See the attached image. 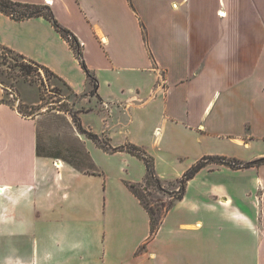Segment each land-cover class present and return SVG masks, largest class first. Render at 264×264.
Masks as SVG:
<instances>
[{"label":"crops","instance_id":"1","mask_svg":"<svg viewBox=\"0 0 264 264\" xmlns=\"http://www.w3.org/2000/svg\"><path fill=\"white\" fill-rule=\"evenodd\" d=\"M13 1L48 5L88 73L44 16L0 12V45L48 67L87 104L82 126L113 148L139 146L164 185L181 162L175 181L204 156L232 158L211 141H264V0ZM6 94L0 86V264H264L263 164L245 204L240 168L208 162L148 239L149 213L127 186L145 178L143 160L85 134L86 169L40 152L41 120Z\"/></svg>","mask_w":264,"mask_h":264},{"label":"rangeland","instance_id":"2","mask_svg":"<svg viewBox=\"0 0 264 264\" xmlns=\"http://www.w3.org/2000/svg\"><path fill=\"white\" fill-rule=\"evenodd\" d=\"M20 61L21 58L9 51L0 49V86L7 93V96L5 95L6 98L22 114L34 115L41 120V125H39L42 129L40 134V152L61 155L66 161L71 162L76 167L86 169L90 165V162L79 140L80 135H85L77 130L73 117H77L79 111L85 108L87 104H80L81 96L75 94L64 81L51 76L43 68H35L33 66L31 67L33 69L32 72L23 74L17 66V63ZM223 141H211L208 148L217 153L232 156V158H229L232 160L239 161L240 159L238 158H241V160H244L242 163L254 159V156L261 150L264 151V141L262 140L252 141L250 147H237L233 143ZM236 155L239 157H233ZM262 157L264 155L259 158ZM182 164L184 163L181 162L176 169L173 167V170H178ZM209 164L214 165L215 162ZM262 164L264 165V160L251 165L252 167L237 170L229 166V169L234 170L236 173V178L234 179H238L243 183V189L236 196V201L246 204L253 200L256 192L253 182L254 176L257 173L258 166ZM262 167L264 171V166ZM175 171H172V177L167 179L168 181L174 180L171 184L164 185L162 183L163 190L158 189L152 183L144 185V179L141 184L138 183L141 185L139 190L151 209L155 210L160 206L162 213L166 205L171 200H174L175 193L173 191L177 190L179 186L178 182L175 181L176 177L173 173ZM51 197L54 203L66 202V199H62L60 195H53ZM73 200L72 196L69 201ZM58 210H60V207H58ZM149 230L148 239H151L156 230L152 232L151 228Z\"/></svg>","mask_w":264,"mask_h":264},{"label":"trees","instance_id":"3","mask_svg":"<svg viewBox=\"0 0 264 264\" xmlns=\"http://www.w3.org/2000/svg\"><path fill=\"white\" fill-rule=\"evenodd\" d=\"M0 12H3L7 15H9L11 18L15 20H22L25 18L29 17H34V16H44L47 18L52 25L55 27V29L61 34V36L69 43L70 47L74 51L75 55L79 59L82 67L86 70L88 73V69L85 66V62L83 60L82 52H81V45L77 37L68 29L59 24L57 19H55L53 12L51 8L46 5V4H31V3H22L18 1H13V0H0ZM0 49L6 50L11 52L13 55L21 58V61L17 63V66L20 68L21 72L23 74H29L32 72L31 67H37V68H43L44 71H46L48 74L51 76H55L59 78L55 73H53L48 67L25 57L22 54H19L13 50H10L6 47H3L0 45ZM90 76V74H89ZM60 79V78H59ZM92 78V82H93ZM94 86L96 87V84L94 82ZM73 122L77 128V130L83 134H85L89 139L95 141L96 143L100 144L103 149L106 151H117V150H125L129 152L130 154L140 158L143 160L145 166H146V174L145 178L143 181L144 185H149V184H155L156 187L160 190H163V184L162 181L157 177L155 173V167H154V160L153 158L148 155L143 149H141L139 146L133 145V144H128L126 146H121V147H111L107 141H101L100 136L98 134L85 129L81 122L79 121L78 117H73ZM264 157L258 158L252 161L248 162H239L237 160H232L224 156H204L200 160H198L195 164H193L189 169H187L181 177L177 178L176 182H178L179 186L177 190H174L173 192L175 193L174 195V200L169 202V205L176 201L179 200L183 197L185 187L187 182L203 167L205 164L208 162H216V163H221L225 164L227 166H230L232 168H245L249 167L255 163H258L260 161H263ZM71 163V162H69ZM72 164V163H71ZM141 184V183H140ZM140 184H127L131 192L137 196V198L140 200L141 204L145 207V209L149 213L150 217V228L151 232L155 231L160 223L162 213L160 211V206L157 207L155 210L151 209L145 202L143 198V194L139 190V187L141 186ZM142 184V185H143ZM161 214V215H160Z\"/></svg>","mask_w":264,"mask_h":264}]
</instances>
